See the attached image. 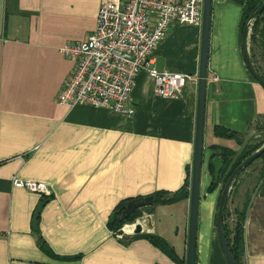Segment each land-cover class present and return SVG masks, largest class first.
Returning <instances> with one entry per match:
<instances>
[{"label":"crops","instance_id":"0c3cea01","mask_svg":"<svg viewBox=\"0 0 264 264\" xmlns=\"http://www.w3.org/2000/svg\"><path fill=\"white\" fill-rule=\"evenodd\" d=\"M101 2L0 0V264H175L147 239L124 244L108 222L124 199L184 185L198 86L190 81L182 98L165 99L143 71L132 91L133 116L61 105L58 94L74 67L61 48L95 30ZM242 10L239 0H212L197 264H228L216 224L220 185L208 189L213 147L264 145V87L245 61ZM200 49L201 27L174 23L152 58L159 71L198 76ZM217 126L237 137L217 135ZM15 175L48 183L50 199L15 187ZM189 209V198L146 208L142 233L181 253ZM243 262L264 264V178L252 191Z\"/></svg>","mask_w":264,"mask_h":264},{"label":"built area","instance_id":"2783aa9c","mask_svg":"<svg viewBox=\"0 0 264 264\" xmlns=\"http://www.w3.org/2000/svg\"><path fill=\"white\" fill-rule=\"evenodd\" d=\"M203 0H102L95 30L81 41L66 44L62 53L74 67L58 102L69 108L89 105L133 116L132 91L145 71L154 80V93L165 99L182 98L190 81L198 76L159 71L152 53L174 23L201 27ZM15 187L48 195L51 186L33 179L12 178ZM136 223L122 231L134 233ZM123 233L117 234L120 238Z\"/></svg>","mask_w":264,"mask_h":264},{"label":"trees","instance_id":"16d2710c","mask_svg":"<svg viewBox=\"0 0 264 264\" xmlns=\"http://www.w3.org/2000/svg\"><path fill=\"white\" fill-rule=\"evenodd\" d=\"M243 5L242 10V19L240 24V29L243 32L247 22L251 19L254 13L259 9V7L264 3V0H239ZM252 33L250 41L253 43L255 47L260 49V54L262 56V61L264 62V10L261 14H258L252 20ZM254 67L260 73V75L264 78V75L259 70L258 66L255 63L253 54L251 55ZM215 132L219 136L223 137H237L235 131L229 130L225 127L217 126ZM240 144H242L241 140H238ZM262 144L257 145H246L240 151H235L233 149L227 147H213L214 151L208 163L209 172L212 177L211 184L209 186V190H214L220 185V194L218 198L217 204V212L219 207L220 197L223 191V188L229 179L230 175L232 174L233 170L241 164L247 157H249L253 152L257 149L261 148ZM215 156H219L224 161V166L220 173L219 182L216 184L214 183L215 177V167L212 163V159ZM262 162V167L260 168V172L258 173L257 183L264 178V153L257 158L252 164L256 161ZM249 165L250 167L252 166ZM248 166V167H249ZM247 167V168H248ZM247 168L244 169L236 178L235 182L233 183L232 189L228 196L225 210H224V219H223V229L224 235L229 247V250L236 262V264H244L243 257L245 252V222L247 217V212L251 203L252 191L255 187L251 190H247L244 193L243 201L240 205L235 206L233 209L230 206L232 198L234 195L238 193L239 187L241 186L240 177L247 171ZM188 177L184 183V185L177 191H166V190H159L153 193L151 196L153 197L152 205L148 207H154L155 205L159 204H172L184 199H188L190 197V184H191V171H188ZM149 196V195H148ZM51 196L44 195L43 200L47 201L50 199ZM142 197V196H139ZM136 198V197H134ZM128 198L122 200L112 211L108 227L116 234L122 232V227L126 223L134 222L137 218L143 216V212L146 208L138 209L134 214H132L128 219L124 221H119V217L121 216V209L122 207L131 199ZM216 224H217V214H216ZM137 238H144L150 241L154 246L159 248L163 253H165L175 264H186V257L180 256V254L176 251V248L168 243L164 238L160 237L157 234L153 233H138L133 234L132 237H127L125 234L123 235L122 242L126 245H129L133 239ZM40 244L44 248V243L40 240ZM79 257V256H78Z\"/></svg>","mask_w":264,"mask_h":264},{"label":"water","instance_id":"95a60500","mask_svg":"<svg viewBox=\"0 0 264 264\" xmlns=\"http://www.w3.org/2000/svg\"><path fill=\"white\" fill-rule=\"evenodd\" d=\"M264 10V3L254 13L251 19L247 22L243 31V53L245 61L250 73L264 87V78L254 67L252 57L249 51V35L252 27V20L258 14H261ZM212 21V0H203V20L201 25V49H200V62L197 82V112H196V130L194 140V153L193 162L191 168V184H190V209H189V228L187 239V251H186V264H197V237H198V225H199V207L201 200V185H202V173L204 168V125H205V104H206V90L209 73V44H210V32ZM264 153V145L253 152L247 157L241 164H239L230 175L227 180L219 201V207L217 212V229L219 239L222 244V248L226 255L228 264H236L226 241L223 229L224 210L233 183L237 176L251 165L257 158ZM212 163L215 167L214 183L219 182L220 173L224 166V161L219 156H215L212 159ZM153 197L143 196L136 197L129 200L121 209V216L119 221L128 219L138 209L145 208L152 205ZM142 217V216H141ZM139 217L134 222L136 223L134 233L144 232L143 219Z\"/></svg>","mask_w":264,"mask_h":264},{"label":"rangeland","instance_id":"374dc122","mask_svg":"<svg viewBox=\"0 0 264 264\" xmlns=\"http://www.w3.org/2000/svg\"><path fill=\"white\" fill-rule=\"evenodd\" d=\"M251 33H252V27H251V32H250L249 36H251ZM250 38L251 37H249V39ZM249 46H250V55L253 54L256 65L258 66L261 73L264 75V62L262 61L263 59H262V56L260 54V49L258 47H255L250 40H249ZM261 167H262V162L260 160L256 161L254 164H252L251 167L249 166L247 168V171L245 172V174H243L240 177L241 186L239 187L238 193L233 196L232 201L230 203V206L232 209L235 206L240 205L242 203L243 198H244V193L247 190H251L255 187V184L257 183V177H259L258 173L260 172ZM120 233H123V231L119 232L118 234H120ZM124 234L125 233H123V235ZM173 239L176 241V243L180 242V240H181L180 238H173ZM177 246H178V248H177V250H178V249H180L181 244L177 245ZM186 251H187V245H185V248L183 246V249H182L181 253H179V254L183 255V257H186Z\"/></svg>","mask_w":264,"mask_h":264}]
</instances>
